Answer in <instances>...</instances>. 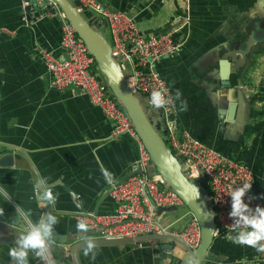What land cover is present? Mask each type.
Listing matches in <instances>:
<instances>
[{"label":"crops","instance_id":"obj_1","mask_svg":"<svg viewBox=\"0 0 264 264\" xmlns=\"http://www.w3.org/2000/svg\"><path fill=\"white\" fill-rule=\"evenodd\" d=\"M106 2L132 16L145 35L174 31L182 41L178 53L156 66L173 97L179 89L188 105L180 111L174 100L173 121L180 131L189 130L249 166L255 195L264 200V0H191V21L184 26L183 0ZM56 8L29 20L23 0H0V150L12 154L11 165L0 166V264H15L8 253L23 225L50 211L58 218L50 242L55 263L74 264L75 244L99 240L90 229L77 230L79 216L114 211L113 184L139 167L137 142L128 135L114 136L112 123L87 94L51 85L42 51L66 57L65 20ZM91 19L103 32L106 21L96 15ZM139 96L153 124L166 135L161 110ZM102 170L113 175V183ZM41 178L44 187L38 186ZM46 187L58 194L55 205L41 198ZM155 212L169 233L183 232L193 218L185 204ZM19 213L26 215L20 219ZM233 235L216 236L203 264H243L236 259L243 255H251L244 264H255L259 251L233 243ZM97 245L95 260L83 255V247L79 250L81 264H179L185 254L178 247L163 249L159 241ZM28 259L29 264H47L31 251Z\"/></svg>","mask_w":264,"mask_h":264},{"label":"built area","instance_id":"obj_2","mask_svg":"<svg viewBox=\"0 0 264 264\" xmlns=\"http://www.w3.org/2000/svg\"><path fill=\"white\" fill-rule=\"evenodd\" d=\"M77 1L82 13H88L91 17L96 15L110 27L112 53L136 95H144L150 106L153 90L164 87L168 89L166 95L173 96L167 81L156 66L163 57L181 50L182 41L176 37L174 31L147 36L132 16L123 10L113 9L106 0ZM182 8L184 26L191 21V0H183ZM63 17L65 22L62 26V46L66 57L59 58L49 50L42 51L51 76V85L58 90L70 87L87 94L91 102L100 107L112 123L113 135L130 136L137 142L140 151L141 172L112 186L111 196L116 202V209L106 214L82 212L80 220L87 221L90 230L98 239L137 238L169 233L156 218V208L181 206L184 201L158 172H152L150 154L131 118L115 98L106 79L95 72V58L78 36L75 26L67 20L64 13ZM157 109L161 110L165 120L167 145L190 172L189 177H204L216 216V235L235 234L230 231L233 220L229 216V194L237 186L245 182L252 183V188L245 196L246 202L253 208L256 205L264 206V200L259 199L254 192L255 174L252 169L245 163L211 148L194 137L189 130L180 131L173 121L174 101ZM250 197L255 198L249 199ZM173 234L183 238L192 248H197L201 240L200 224L193 217L183 232ZM45 261L47 264H56L50 244ZM254 263L264 264V252L259 251Z\"/></svg>","mask_w":264,"mask_h":264},{"label":"water","instance_id":"obj_3","mask_svg":"<svg viewBox=\"0 0 264 264\" xmlns=\"http://www.w3.org/2000/svg\"><path fill=\"white\" fill-rule=\"evenodd\" d=\"M23 1L29 20L33 17L34 19L41 17L46 11L56 12L55 4L61 8L67 20L75 26L78 36L86 43L115 98L131 118L150 154L154 169L164 178L168 186L183 199L184 204L193 217L198 220L201 228V240L197 248H192L183 238L173 233L150 234L125 239H99L96 240L97 244L130 245L159 241L163 249L168 247L174 249L181 245L185 250V254L180 259L179 264H203L217 236L216 216L211 206L212 200L210 199V192L205 186L204 177H189L190 172L184 168L181 160L174 155L165 138L148 116L140 97L128 85L126 75L112 53V46L108 38L102 31L95 28V25L84 16L71 0ZM11 156L12 154H3L0 150V166L11 165ZM140 172L141 168L139 166L133 175ZM133 175L128 176L124 181ZM111 191L112 188L110 193ZM73 198L75 200V196ZM23 226V229H25L26 225ZM85 243L86 241L78 242L72 248L74 264H81L79 250Z\"/></svg>","mask_w":264,"mask_h":264},{"label":"clouds","instance_id":"obj_4","mask_svg":"<svg viewBox=\"0 0 264 264\" xmlns=\"http://www.w3.org/2000/svg\"><path fill=\"white\" fill-rule=\"evenodd\" d=\"M167 88L161 87L153 90L150 95V104L156 108H161L172 104L173 101H179V110L187 111V102L182 100V92L177 89L175 96L166 95ZM103 176L108 183H113V175L102 170ZM38 186H46V181L41 178L38 181ZM252 188V183L245 182L239 185L229 195L231 197L230 218L233 222L230 231L235 234L231 237L232 242L240 245H247L256 248L260 252H264V206L256 205L254 208L249 202H246L245 196ZM7 199V194H3ZM42 199L55 205L58 194L54 195L50 188L42 193ZM250 197L249 199H254ZM0 215H3V209H0ZM26 214L19 213L20 219H23ZM58 223V218L51 211L45 216H42L36 222H27L25 229L19 233L15 240V246L9 250V256L15 264H29V252L31 251L35 257L41 260L47 259L49 244L54 237V226ZM77 230L87 232L90 225L85 220H80L77 223ZM98 254L97 241L88 238L83 246V255L89 256L95 260Z\"/></svg>","mask_w":264,"mask_h":264},{"label":"rangeland","instance_id":"obj_5","mask_svg":"<svg viewBox=\"0 0 264 264\" xmlns=\"http://www.w3.org/2000/svg\"><path fill=\"white\" fill-rule=\"evenodd\" d=\"M94 25H96L97 27H95V28H97V29H99L100 27H99V25H98V23H96V22H94L93 23ZM102 30H103V33H104V35L108 38V40L111 42L112 41V34H111V30H110V27L106 24V26H103L102 27ZM127 75H128V72L126 73ZM140 97V96H139ZM152 108V107H151ZM164 119V118H163ZM160 131V130H159ZM160 133L162 134V136L165 138V140L167 139V134L165 135L163 132H161L160 131ZM167 141V140H166ZM151 168L153 169L154 168V165H152L151 166ZM212 206V205H211ZM231 239V238H230ZM178 249H180V250H183V252H185V250H184V248L181 246V245H178ZM251 257V255H243V256H238L236 259H238L239 261H241L243 264L244 263H246V262H251L250 260H249V258ZM241 262H239V263H241ZM235 264H238V262L237 263H235Z\"/></svg>","mask_w":264,"mask_h":264},{"label":"trees","instance_id":"obj_6","mask_svg":"<svg viewBox=\"0 0 264 264\" xmlns=\"http://www.w3.org/2000/svg\"><path fill=\"white\" fill-rule=\"evenodd\" d=\"M72 2H73L74 5H76L77 7L79 6L78 1H76V0H72ZM83 14H84V16H85L88 20H90L91 23L93 24V21H92V19H91L90 14H88V13H83ZM94 70H95V72L101 74L100 71H99V69H98V67H97V63H96V62H95V65H94ZM101 75H102V74H101ZM102 76H103V75H102Z\"/></svg>","mask_w":264,"mask_h":264}]
</instances>
